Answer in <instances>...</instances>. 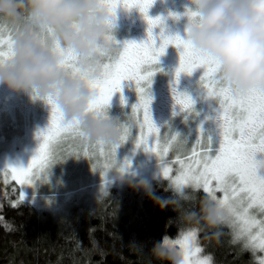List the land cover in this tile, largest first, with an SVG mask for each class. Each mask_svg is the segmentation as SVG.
<instances>
[{"label":"snow or ice","instance_id":"6c2138e0","mask_svg":"<svg viewBox=\"0 0 264 264\" xmlns=\"http://www.w3.org/2000/svg\"><path fill=\"white\" fill-rule=\"evenodd\" d=\"M101 3L113 16L118 7L138 8L148 24L147 39L140 43L127 41L122 46L117 42L122 52L118 57L106 58L101 64L102 74L98 79H91L82 73L78 66V58L70 50L66 51L57 45V51L64 57L60 66L62 71L66 75L79 78L94 92V97L87 106V113L98 117L104 116L114 93L122 92V82L133 81L139 96L138 102L132 106L134 123H124L119 127V140L127 141L131 129L138 127L139 134L134 138L136 148L154 153L159 158L163 177L171 181L172 187L178 190L185 187L202 188L225 210L227 216L225 223L233 228L231 243L243 241L244 249L256 247L264 252V220H257L249 211L255 207L264 213V175L259 174L262 167H258L255 159L257 153H264V92L253 88L242 94L237 93L230 84L224 83L219 77L216 61L195 50L187 40L179 35L165 36L163 29L158 36L154 35L153 29L163 22L161 17L152 18L148 15L154 0H101ZM170 15L179 19L175 14ZM185 15L190 20L188 27L191 28L196 13L188 11ZM108 39L111 40V37ZM12 40V34L0 28V61L10 57ZM169 45L180 50L179 65L175 69L171 91L175 105H179L180 111L186 113L185 120L189 116L193 118L200 116V112L195 110V100L192 96L177 90L176 85L182 74L190 76L193 72L201 70L198 82L200 98L212 101L209 105L211 115L205 116L201 121L199 135L190 155L183 159L177 155L175 161L171 162L179 165L175 176L172 175L173 168L169 166L170 162L165 157L173 145H178L179 134L169 129L166 133L167 143L161 146V128L152 120L151 97L148 92L151 78L156 71H161L157 67L159 57L165 53ZM214 100L219 101V107L213 103ZM48 103L51 105L50 120L48 126L37 133L42 142L31 162L27 167L7 166L5 169L10 170L11 178L21 186L31 184L33 177L48 166L56 144L68 136L78 137L76 122L66 124L51 99ZM121 103H125L123 95ZM176 114L174 111L173 115ZM205 121H212L215 125V138L204 128ZM205 140L207 148L199 147L198 150V146L203 145ZM214 144H218V147L214 148ZM98 145L103 155L104 147L102 144ZM119 147V142L111 146V154L115 155ZM128 163L129 161L125 160L120 171H124ZM217 192L223 193V196L218 197ZM20 200H25L23 189ZM12 206L16 207V203L13 202ZM254 229H258L256 234H253ZM166 243L179 247L182 264H213L210 255H201L203 249L197 243L196 229L183 231L176 239L168 237ZM259 264H264V259H260Z\"/></svg>","mask_w":264,"mask_h":264},{"label":"clouds","instance_id":"9594fccd","mask_svg":"<svg viewBox=\"0 0 264 264\" xmlns=\"http://www.w3.org/2000/svg\"><path fill=\"white\" fill-rule=\"evenodd\" d=\"M184 8L183 16L188 11L196 16L191 28L186 16L183 39L216 61L221 80L237 93L253 88L264 92V0H185ZM115 27L116 14H110L101 0H0V28L13 37L10 57L0 61V86L23 93L32 102L50 105L51 99L66 124L76 122L78 139L84 144H118V129L124 121L110 117L107 110L102 117L87 113L94 92L62 71L64 57L57 51V45L70 50L79 60L80 71L98 79L101 64L119 51ZM186 145V138L179 134L177 146ZM129 167L130 162L124 171L119 167L117 174L104 175V181L143 190L161 208L171 206L192 229H215L226 221L225 210L211 196L199 198L198 211H181L182 202L194 200L198 189L170 187L172 196L154 197L149 181L136 179V173L125 178ZM166 240L164 235L152 246L151 256L167 264H182L180 250Z\"/></svg>","mask_w":264,"mask_h":264},{"label":"rangeland","instance_id":"374dc122","mask_svg":"<svg viewBox=\"0 0 264 264\" xmlns=\"http://www.w3.org/2000/svg\"><path fill=\"white\" fill-rule=\"evenodd\" d=\"M185 0H154L148 15L152 18L161 17L162 24L153 29V34L158 36L163 29L165 36L179 35L183 38L187 27V17L183 16ZM120 7L116 10V20L120 18ZM132 17L136 20L144 19L143 14L138 8H132ZM179 17L176 19L173 15ZM145 23L143 30L147 33L148 24ZM7 35V33H5ZM133 33L125 28L115 27L114 36L116 41L122 46L125 42L131 41ZM159 44V41H157ZM122 52L119 48L118 54ZM180 50L169 45L165 53L159 57L157 67L161 71H156L151 78V86L148 88L151 97L150 112L152 120L156 111L160 97L172 88L175 69L179 65ZM201 70L193 72L190 76L182 74L177 90L187 93L195 100L194 108L200 112V116L193 118L189 116L185 120L186 113L178 112L163 122L160 134L161 146L167 143L169 129L173 133H179L181 138L187 139L186 147L173 145L169 150L166 160L170 162L169 166L173 168L172 175L177 174L179 165L171 163L175 161L177 155L182 159L189 156L195 145V140L199 135V126L205 116L211 115L209 105L212 101H205L200 98L199 77ZM123 95L125 103H121ZM139 96L136 92V85L133 81H126L122 92L118 93V101L114 106L107 107L110 117L118 118L124 123H134L132 106L138 102ZM213 103L219 107V101ZM51 116V106L43 102H32L23 93H15L4 86H0V179L4 183L14 182L18 186V199L22 189L25 191V202L44 209H60L89 202H95L100 195L105 194L110 188H121L127 183L110 184L103 179L104 175L108 177L117 174L116 170L124 166L125 160L130 162L128 172L125 173L126 179H131L132 174H138L136 179H145L151 184L155 180H165L169 186L171 181L164 178L161 171L159 158L154 153L146 152L142 148H136L134 138L138 136V127L131 129V135L127 141L121 142L115 155L111 154V146H103L104 154L101 155V149L98 144L88 145L80 142L78 137L68 136L62 139L53 147L50 162L48 166L33 177L31 184L21 186L11 178V172L5 171L7 166L27 167L28 163L42 142L37 136L39 131L44 130L49 123ZM142 119V110H141ZM163 121V120H162ZM154 122V120H153ZM123 123V124H124ZM122 124V125H123ZM155 124V123H154ZM159 124V123H158ZM204 128L216 137L215 125L212 121H205ZM120 137V132H119ZM199 147L207 148V141ZM214 148L218 144L213 145ZM87 152V154H85ZM258 167L264 163V153H257L255 156ZM115 161V163L113 162ZM259 174L264 175V168L259 169ZM215 183V182H213ZM172 187V186H171ZM202 190L203 189H198ZM184 191H192L191 187H185ZM204 192V191H203ZM218 197L223 193L217 192ZM250 214L257 220H264V213L258 208L249 210ZM228 226V223H223ZM231 233L233 228L229 227ZM258 229L253 230L256 234ZM179 235L176 237L178 238ZM174 238V239H176ZM240 243L243 244V241ZM179 249V247H177ZM257 255L258 262L264 259V252L259 248L250 247ZM202 256H207L202 253Z\"/></svg>","mask_w":264,"mask_h":264},{"label":"trees","instance_id":"16d2710c","mask_svg":"<svg viewBox=\"0 0 264 264\" xmlns=\"http://www.w3.org/2000/svg\"><path fill=\"white\" fill-rule=\"evenodd\" d=\"M170 187L165 180L151 183L153 196L161 199L173 195ZM205 195L197 190L181 211H198ZM178 216L128 184L110 188L91 204L44 209L19 200L18 186L0 179V264H167L150 250L164 235L174 239L192 229ZM196 230L197 243L213 264H259L251 248L231 243L223 223Z\"/></svg>","mask_w":264,"mask_h":264},{"label":"flooded vegetation","instance_id":"af4514ba","mask_svg":"<svg viewBox=\"0 0 264 264\" xmlns=\"http://www.w3.org/2000/svg\"><path fill=\"white\" fill-rule=\"evenodd\" d=\"M120 9L121 15L119 20H116V27L120 29L125 28L126 30L131 31L133 33V35L131 36L132 42L140 43L142 41H145L147 39V33L143 30V26L145 23L144 19H134L131 13L132 9H125L122 7H120ZM125 84L126 81H123L121 87L124 88ZM118 93L119 92L114 93L108 107L114 106L118 101ZM174 111L176 113L180 112V106L175 105L172 91L168 90L162 97H160L156 111L154 112L153 120L156 126L160 128L163 125L164 121L171 118V116H174Z\"/></svg>","mask_w":264,"mask_h":264}]
</instances>
